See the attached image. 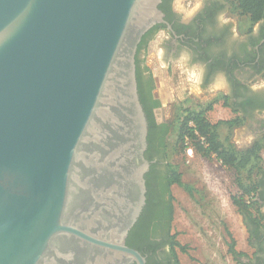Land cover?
Masks as SVG:
<instances>
[{
  "label": "water",
  "instance_id": "95a60500",
  "mask_svg": "<svg viewBox=\"0 0 264 264\" xmlns=\"http://www.w3.org/2000/svg\"><path fill=\"white\" fill-rule=\"evenodd\" d=\"M162 0H0V264H145L137 82Z\"/></svg>",
  "mask_w": 264,
  "mask_h": 264
},
{
  "label": "flooded vegetation",
  "instance_id": "af4514ba",
  "mask_svg": "<svg viewBox=\"0 0 264 264\" xmlns=\"http://www.w3.org/2000/svg\"><path fill=\"white\" fill-rule=\"evenodd\" d=\"M182 2L186 9H192L191 15L178 10L176 0H162L159 7L164 13V21L143 34L136 52L140 100L148 121L149 112L155 122L152 147L149 149L148 144L147 148L151 157L148 158L151 161L148 172L152 204H145L129 230L127 244L145 257V264H178L179 257L178 248L172 246L174 232L170 204L160 202L161 184L167 182V160L161 142L164 128L169 126L165 135L167 141L172 120L161 113L163 97L157 90L158 75L154 73L153 62L157 63L162 79L173 66L178 69V79L182 74L187 76L191 97H197L193 108L205 110L207 116L217 110H229L233 117L226 120H236L231 126L234 129L246 128L252 139L251 145L264 141V17L254 21L246 16L248 21L243 22L244 15L234 0ZM150 53L153 54L151 63L148 62ZM196 89L199 96L194 93ZM157 102L160 105H156ZM220 121L221 118L211 122L217 124ZM255 199L264 214V185ZM235 206L246 226L247 245L253 251H243L236 246L243 252L238 255L229 252V245L227 251L240 264H264V220L249 222Z\"/></svg>",
  "mask_w": 264,
  "mask_h": 264
},
{
  "label": "rangeland",
  "instance_id": "374dc122",
  "mask_svg": "<svg viewBox=\"0 0 264 264\" xmlns=\"http://www.w3.org/2000/svg\"><path fill=\"white\" fill-rule=\"evenodd\" d=\"M243 22L248 21L246 16ZM154 73L158 75L157 90L163 97L162 115L173 122L171 133L167 138L168 160L182 173L183 181L194 188L189 194L182 186L174 184L173 232L177 239L186 246V252L178 249L181 264H240L228 253L229 232L236 239V246L243 251L252 252L247 245L248 233L231 195L239 192L235 183V172L223 165L216 155L210 158L202 156L194 149L193 155L185 150L175 148L178 133V119L187 109L193 108L195 98L187 88V76L178 79L177 68L168 69L164 79L160 78L157 63L153 62ZM182 73V72H181ZM183 78V79H182ZM195 89V88H193ZM200 95L198 90H194ZM198 109L197 107H194ZM229 110L210 112L208 118L215 122L232 118ZM220 138L226 145L236 149L251 146L252 139L246 128H237L221 123L218 127ZM264 143V141H260ZM189 147V146H187ZM261 166L264 168V147L261 150ZM261 174L244 172V182L260 178Z\"/></svg>",
  "mask_w": 264,
  "mask_h": 264
},
{
  "label": "trees",
  "instance_id": "16d2710c",
  "mask_svg": "<svg viewBox=\"0 0 264 264\" xmlns=\"http://www.w3.org/2000/svg\"><path fill=\"white\" fill-rule=\"evenodd\" d=\"M238 9L244 16H249L254 21L260 20L264 17V0H234ZM156 105H160L157 102ZM149 116V134L148 142L149 149L152 147V131L155 126V122L152 119L150 113ZM236 120H224L217 124H213L205 110H199L196 108H190L183 112L180 119H178V133L175 143V148L185 150L187 146L192 147L197 153H201L202 156L210 158L212 155H216L221 163L235 172V183L239 189V192L231 195L232 202L239 207L246 220L249 222L255 221L260 223L264 220V214L261 212L259 201L255 199L259 188L264 185V168L261 163V150L264 147V143L257 141L253 145L244 148L236 149L232 145H226V143L220 138L218 127L221 123H225L229 126L235 124ZM173 125V122H171ZM169 126L164 128V134L162 136L161 149L164 153L165 159L168 160V143L165 139L169 131ZM188 141V144L186 143ZM149 149L146 151L147 158H151ZM257 173L263 175L262 178L251 179L244 182L242 175L244 172L248 174ZM149 174H146L147 180V206L151 203V192ZM167 182L161 184L160 189V202L161 204H170V221L173 220L174 212V195L172 193L173 184L182 186L189 194H193L194 188L190 184L183 181L182 173L171 163L167 162L166 177ZM230 240L228 241L229 252L234 254H243L242 251L236 249V239L229 232ZM172 246L177 247L182 252H186L187 248L177 239V233L172 236ZM178 256V255H177ZM178 264H181L179 257H177Z\"/></svg>",
  "mask_w": 264,
  "mask_h": 264
},
{
  "label": "clouds",
  "instance_id": "9594fccd",
  "mask_svg": "<svg viewBox=\"0 0 264 264\" xmlns=\"http://www.w3.org/2000/svg\"><path fill=\"white\" fill-rule=\"evenodd\" d=\"M175 6H176V8L178 10L186 11L188 15H191L192 9H186L184 3L182 2V0H176V5ZM196 7H199V5H196ZM156 54L158 55V50H157ZM152 55L153 54H151V53L149 54V57H148V62L149 63L152 62ZM161 66H163V65H161Z\"/></svg>",
  "mask_w": 264,
  "mask_h": 264
},
{
  "label": "built area",
  "instance_id": "2783aa9c",
  "mask_svg": "<svg viewBox=\"0 0 264 264\" xmlns=\"http://www.w3.org/2000/svg\"><path fill=\"white\" fill-rule=\"evenodd\" d=\"M187 144H188V141L186 142ZM187 151H188V154L190 155V154H192L193 155V148L192 147H187Z\"/></svg>",
  "mask_w": 264,
  "mask_h": 264
},
{
  "label": "bare ground",
  "instance_id": "6f19581e",
  "mask_svg": "<svg viewBox=\"0 0 264 264\" xmlns=\"http://www.w3.org/2000/svg\"><path fill=\"white\" fill-rule=\"evenodd\" d=\"M192 156V154H190Z\"/></svg>",
  "mask_w": 264,
  "mask_h": 264
}]
</instances>
